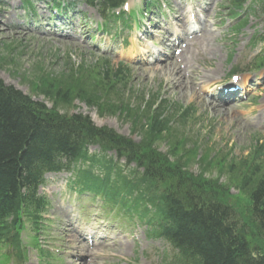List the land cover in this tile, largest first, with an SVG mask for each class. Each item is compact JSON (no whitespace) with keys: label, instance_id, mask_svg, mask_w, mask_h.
Returning <instances> with one entry per match:
<instances>
[{"label":"rangeland","instance_id":"374dc122","mask_svg":"<svg viewBox=\"0 0 264 264\" xmlns=\"http://www.w3.org/2000/svg\"><path fill=\"white\" fill-rule=\"evenodd\" d=\"M187 1L157 0L153 2L154 7L149 13L141 15L140 0H130L128 8L133 13L137 12L135 19L140 20L141 25L132 24L130 29H124L120 34L114 35V38L103 36L101 43L96 44L90 42L85 33V30L91 33L88 27H84L79 34L72 31L61 35L46 33L48 29L43 26L44 18L40 14L37 16L41 18L34 20L38 24L37 28L17 33L8 27V22L13 20L10 15L16 18L18 9L21 12L20 2L6 0V8L0 7V78L23 93L45 102L59 114L68 116L80 113L88 116L97 127L102 126L119 135L131 137L142 146L148 145L166 154L192 174L223 184L221 186L228 188L225 190L226 202L240 218L243 217V221L248 222L247 193L245 189H240L241 174L236 172V161L247 162L250 159L247 154H253V147L264 144V113H261L264 108V88L253 83L255 90L249 91L251 81L255 82L261 77L264 82V66L256 68L254 61L259 49L249 47L251 34L254 30L260 31L263 18L260 14L249 17L247 26L237 36H232L229 27L234 26V21L230 22L227 17L231 7L229 0H189L188 4ZM158 3L163 6L161 11L158 10ZM187 6L197 8L195 11L200 19L209 25L215 24L216 28H210L212 33L206 37L207 48L195 44L194 54L190 57L193 75L190 73L189 77H185L178 74L179 81H183L180 87L173 84L178 77L171 71V65L164 66L166 63H163L154 68V63H148L141 70L134 63L138 54L129 52V49L135 50V44H145L144 40H154L157 48L170 53L166 45H161V40L169 37L168 31H178L173 19L182 15V10ZM35 7L40 10L38 5ZM81 10L86 14V19L89 18L88 22L93 21V30L99 17L87 6H81ZM22 17L25 23L31 21L23 14ZM16 19L17 23L20 22V16ZM59 22L64 24L65 20ZM20 24L22 23L18 25ZM115 32L116 29H113L112 33ZM122 43L127 47H121ZM198 43H202L201 39ZM103 46L107 49L100 50ZM104 60L108 63H104ZM120 62L126 66L122 70L123 74L115 77L112 69ZM140 64L145 62L141 61ZM234 66L237 67L239 76L245 75L247 79L242 83H248L249 99L246 103L242 102L243 94L239 91L233 96L215 91L216 87L220 88L232 81L230 76ZM63 88L70 91L71 99L68 102L57 95L58 90ZM155 101L158 106L166 105L163 115L172 123L169 131L163 135L149 137L143 132L145 123L141 120L148 119L150 109H162L155 105ZM222 102L227 107L217 105ZM184 108H189L191 114L182 121L176 116ZM262 156L264 166V153ZM247 167L245 165L244 169ZM64 177L65 175H61L58 183L52 186L48 184L44 189L51 202L46 218L54 223L52 227H48L49 236H46V239H50L51 248L60 247L61 240L64 244L62 233H65V229H71V219L66 218L69 217L68 211L64 209L56 212L54 205V200L62 201L65 207L74 203L69 196L62 194ZM81 204L92 205L90 209L93 215L87 213L86 216H81L80 222L87 221L89 216L91 220L102 218L105 223L102 229L104 231H99L98 235L114 234L117 239L108 241L109 247L118 245L115 251L108 252L111 256L104 258L102 254L103 258H99L94 264L159 262L151 253L144 254L145 250L148 251V243L143 241L139 229H135L137 236L132 235V239L128 236L129 229H119L121 221L111 216L108 209H100L97 200L89 203L83 199ZM77 208L75 206L70 213L73 221L76 220ZM105 210L109 211L110 216ZM96 223L97 221H92V224ZM122 234L126 236L119 240L117 236ZM62 249L60 253H66L67 248L62 246ZM98 254L100 255V251ZM96 255L97 252L94 257ZM67 257H73L71 251L67 253Z\"/></svg>","mask_w":264,"mask_h":264},{"label":"trees","instance_id":"16d2710c","mask_svg":"<svg viewBox=\"0 0 264 264\" xmlns=\"http://www.w3.org/2000/svg\"><path fill=\"white\" fill-rule=\"evenodd\" d=\"M258 1L264 14V0ZM121 2L88 0L99 5L100 12ZM260 40L264 41V35ZM2 86L0 81L1 215L15 211L21 203L27 210L40 208L42 199L35 191L43 173L58 170L63 162L88 159L86 145L96 144L103 154L90 160L91 166L98 167L104 154L114 152L118 161L125 160L129 171L124 172L123 165L114 170L111 162L99 171L97 167L95 171L83 169L87 172L81 180L91 189L122 192L123 210L135 215L148 226L149 235L161 237L176 252L173 262L167 264H264V166L260 148L247 162L236 161L240 189L246 190L249 206V220L245 222L226 202L223 188L182 171L150 146H138L110 129L97 128L87 116L47 111L42 103L13 87ZM57 95L66 102L71 99L68 88L58 90ZM147 118L141 121L147 122L144 130L149 137L169 131L172 122L162 111H152Z\"/></svg>","mask_w":264,"mask_h":264},{"label":"bare ground","instance_id":"6f19581e","mask_svg":"<svg viewBox=\"0 0 264 264\" xmlns=\"http://www.w3.org/2000/svg\"><path fill=\"white\" fill-rule=\"evenodd\" d=\"M176 20L178 21L180 27H182V29H183L184 28V24H183V21L180 20V17H177ZM199 32H200V35L193 34L194 37H196V38H191L190 37V38L180 39L181 40L180 41L181 45L178 46V52H177L176 56L174 58H170V60L168 61V64L172 66V67H170L171 71L177 77H178V74L179 75L185 74V71L187 69H190L191 68V61L187 57V55L189 54V47H190V45L193 44V43H195V41L197 39L198 40L201 39V42H203L204 41V38L207 36V32L204 29V27L201 28V30ZM177 79L178 80L175 83H173V84H177L178 86L181 87L183 81L182 82L179 81L180 77H178ZM2 87L5 88L6 86H2ZM211 105L214 106L213 104H211ZM78 114H80V113H78Z\"/></svg>","mask_w":264,"mask_h":264}]
</instances>
